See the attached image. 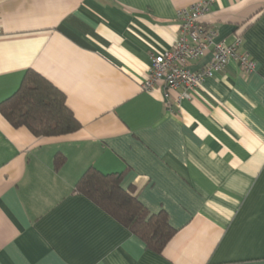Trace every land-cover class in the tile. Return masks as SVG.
Segmentation results:
<instances>
[{
  "label": "crops",
  "instance_id": "1",
  "mask_svg": "<svg viewBox=\"0 0 264 264\" xmlns=\"http://www.w3.org/2000/svg\"><path fill=\"white\" fill-rule=\"evenodd\" d=\"M201 1L0 0V103L33 71L80 126L38 138L0 114V264H264V0H213L200 23L253 73L232 60L179 103L143 89ZM89 168L165 214L161 254L74 194Z\"/></svg>",
  "mask_w": 264,
  "mask_h": 264
},
{
  "label": "trees",
  "instance_id": "2",
  "mask_svg": "<svg viewBox=\"0 0 264 264\" xmlns=\"http://www.w3.org/2000/svg\"><path fill=\"white\" fill-rule=\"evenodd\" d=\"M0 114L11 128H26L38 138L62 137L80 127L66 107L65 96L33 71H27L16 92L0 103ZM63 162V156H56L55 170ZM120 179L89 168L72 191L141 239L148 250L161 254L175 230L164 213L150 214L131 191L124 190Z\"/></svg>",
  "mask_w": 264,
  "mask_h": 264
},
{
  "label": "built area",
  "instance_id": "3",
  "mask_svg": "<svg viewBox=\"0 0 264 264\" xmlns=\"http://www.w3.org/2000/svg\"><path fill=\"white\" fill-rule=\"evenodd\" d=\"M212 2L204 0L177 12L178 38L170 50L151 56L148 75L143 82L145 91L150 92L158 87L164 90V98L168 97L169 92L180 91L179 103L232 60L237 62L243 73L251 74L255 71V64L248 55L239 52L238 37L232 45L216 43L215 32L206 30L200 24ZM209 53H212L211 59L201 70L192 72L188 69L189 61L200 60Z\"/></svg>",
  "mask_w": 264,
  "mask_h": 264
}]
</instances>
